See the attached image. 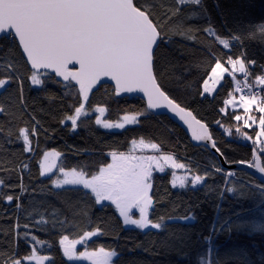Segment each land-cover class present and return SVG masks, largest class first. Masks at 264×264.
<instances>
[{"label": "trees", "instance_id": "trees-1", "mask_svg": "<svg viewBox=\"0 0 264 264\" xmlns=\"http://www.w3.org/2000/svg\"><path fill=\"white\" fill-rule=\"evenodd\" d=\"M148 2L157 6L154 12L161 26H166L162 35L168 39L160 49L163 59L158 77L167 86L165 91L170 90V96L177 99L182 107H189L196 118L208 126L217 147L224 153V160L227 157L228 161L246 159L256 163L251 155V142L244 141L240 133L244 129L255 137L253 129L257 131V128H245L242 120H235V115H240L243 110L223 104L235 88L232 76L227 74L214 96H207V99L203 96V81L208 78L217 60L226 64L229 57L246 61L252 73L248 79L254 81L255 75L262 74L264 34H261L259 25L264 23V0H202L201 6L196 8L181 6L179 18L170 10L178 0ZM177 23L184 25V34L172 30ZM209 26L215 29V35L202 30ZM220 39L227 40L229 46H223ZM10 59L7 50L0 49V72L4 71V65ZM253 60L255 65L250 63ZM15 63L22 69L26 107L21 105L16 85H13L9 89L13 94L12 105L5 104L8 115L0 114V129H4L0 132V178L18 185L20 181L16 169L23 163L29 165L22 174L28 191L21 197L20 203L32 215L26 219V212L18 213L15 209V201L3 199L4 192L15 196L19 192L18 187L0 188V253L9 251L6 234L17 223L19 216L20 224L28 223L32 234L40 242H47L36 243L39 255L52 257V264H88L64 258L59 238L68 235L70 239H75L77 232L87 226V220L73 219L85 204L91 210L89 214L93 219L99 215L98 208L86 201L82 193L54 190L50 180L40 175L39 163L43 153L56 148L63 153L59 164L65 167L90 166L89 170L95 171L98 164L111 162L108 152H127L133 139L138 141L143 137L146 142L159 143L163 153L172 155L177 162L185 165L176 172L180 177L187 175L191 178L199 174L205 179L194 186L173 187L171 181L175 172L172 168H165L163 173L154 172L156 203L153 219L163 217L164 226L160 230H141L131 225L122 229L117 227L119 239L111 235L103 236L93 238L90 244L117 247L120 253L117 259L123 264H264L262 182L246 170L224 169L208 148L193 144L187 133L167 115L148 114V118L141 117L138 124L112 130L97 125V113L89 111L88 118L82 117L77 129L72 131L70 122L65 126L59 121L77 103V89L73 88L71 95H65L69 89L61 84L49 82L47 91L40 86H32L26 78L28 72L23 67V61L17 59ZM102 85L93 89L89 99L93 109L97 104H106L105 120L115 122L133 110L146 111V102L142 98L119 97L112 85ZM197 93L201 95L197 96ZM5 96L4 89H0V100ZM194 96L198 102L187 105L186 99ZM49 97L55 99L50 100ZM221 108L225 109L223 113L219 111ZM24 126L36 127L31 152L23 151L22 141L6 136L9 128L15 132ZM229 127L232 128L231 135L227 131ZM257 156L264 166V152H259ZM228 161L225 160L227 164H235ZM41 217L48 223H38ZM64 217L79 227H51L54 218L62 220ZM187 217L192 219L182 220ZM30 247L19 242L20 255H26Z\"/></svg>", "mask_w": 264, "mask_h": 264}, {"label": "snow or ice", "instance_id": "snow-or-ice-1", "mask_svg": "<svg viewBox=\"0 0 264 264\" xmlns=\"http://www.w3.org/2000/svg\"><path fill=\"white\" fill-rule=\"evenodd\" d=\"M202 0H178L173 6V14L178 18L181 16V6L196 8L201 6ZM157 6L150 4L148 0H0V49H6L10 60L5 63L4 71L0 72V89H4L6 96L0 100V114L8 115L5 104L12 105L13 94L9 89L16 85V95L20 98L22 106L23 83L21 78L22 69L17 66V59L23 61V67L27 68L28 76L32 86H40L47 91L49 82L63 85L69 89L65 95H71V89H77V103L72 105L69 113L59 121L61 125L67 126L70 122L71 130L77 129L78 122L82 117L88 118L89 111L97 113L95 123L104 129H124L127 124H138L140 118H148L153 110H166L179 117L191 130L192 136L197 141H209L211 147L224 157V153L217 147L216 141L212 138L208 126L197 119L189 107H182L177 99L165 91L167 87L164 81L159 79L161 73V61L163 59L160 49L166 44L168 37L162 35L166 26H161L157 13L154 9ZM190 18V17H188ZM173 31L184 34V25L177 23ZM211 35H215V29L211 26L202 29ZM261 34H264V23L259 25ZM190 31V29H189ZM225 47H228L227 40H221ZM19 53V56H16ZM232 79L235 82V92L241 93L239 98L229 93V99L223 101L224 105H231L235 108L239 105L245 113H250L255 108L259 113L258 128L255 131L256 139L247 132L240 133L247 141L251 142V155L255 160L260 157L256 155L254 147L259 142L264 145V65H261L262 74L254 76V84L258 85L260 92H253V83L248 82L249 72L245 60L232 59ZM252 65L256 64L253 60ZM245 75L243 81L235 79V71ZM227 69L217 60L211 68V76L217 81ZM102 77L111 78L115 94L141 93L146 97V111L138 112L133 110L126 113L121 121L105 120L102 117L108 111L105 105L97 104L92 108L89 99L90 94L97 84H100ZM74 82V83H73ZM78 85V88H77ZM101 86H103L101 84ZM249 94H243L244 88ZM98 90V89H97ZM208 80L203 81V93H211ZM201 93H197V96ZM54 100L55 97H49ZM207 99V96H204ZM194 96L186 99V104L197 103ZM202 102V101H200ZM221 113L224 108L219 109ZM156 115H164L165 111L155 112ZM35 119V117H33ZM236 121L243 120L248 128L256 123L255 116L235 115ZM249 120L252 124H249ZM39 124V121H36ZM219 124V121H216ZM229 135L232 128L227 129ZM239 131V129H237ZM4 132V129H0ZM36 134V127H19L13 132L9 128L7 137H15V140L22 141L23 151H32V139ZM129 151L112 150L107 153L110 156V163H100L95 171L89 170L90 166L65 167L57 161L63 153L56 148H51L43 153L39 163L40 175H47L54 190L74 191L82 193L86 201L98 208L99 215L95 219L89 214L87 204L83 210L74 216V220H87V226L77 232V238L69 239L68 235H61L59 245L63 257L68 261L86 260L89 264H123L117 259L120 253L117 247L100 244L96 246L90 241L93 238L113 236L119 239L117 227L134 225L136 228L160 230L164 226V218L156 217L154 205L155 193L154 172L163 173L165 167L170 165L173 169L185 168L183 163L177 162L170 154L163 153L159 143L146 142L143 137L138 141H131ZM151 150L153 154H143L144 150ZM139 151L141 154H135ZM107 158V157H106ZM228 161V158L225 157ZM229 163L245 164L258 169L264 174V166L260 163L246 161V159L231 160ZM29 165L23 163L16 169L19 184H9L5 178H0V188L15 189L19 192L14 196L3 193V199L7 202L15 201L17 212L27 213L26 219L32 213L27 212L20 203L21 197L28 191L23 183V170ZM56 172H53V170ZM220 172V169H216ZM58 173V174H57ZM234 175V173H227ZM205 179L204 176L194 174L189 178L187 175L176 177L173 173L171 181L173 187L179 185L184 188L189 184L194 186ZM264 189V185L260 186ZM80 207V205H76ZM138 209L139 215L133 211ZM118 213V215H116ZM55 217L56 214L53 213ZM38 223L47 224L48 221L41 217ZM59 225L79 227L70 223L67 217L64 219L54 218L51 227L55 229ZM22 229V231H21ZM8 236L10 245L7 253H0V264H52L53 258L39 255L36 243L40 242L38 237L33 235L28 223L20 224L19 216L17 223L12 226ZM31 245L26 255H20L19 242ZM83 246V250L78 249Z\"/></svg>", "mask_w": 264, "mask_h": 264}, {"label": "rangeland", "instance_id": "rangeland-1", "mask_svg": "<svg viewBox=\"0 0 264 264\" xmlns=\"http://www.w3.org/2000/svg\"><path fill=\"white\" fill-rule=\"evenodd\" d=\"M221 40H225V39H220L219 41H221ZM222 44V43H221ZM223 46H224V44H222ZM229 46V45H228ZM237 59H241V58H237ZM221 63V62H220ZM223 66H224V68L225 69H227V71L224 73V74H222V76L220 77V80L219 81H217L214 77H212L211 76V73H210V75L208 76V78H207V80H208V84H209V87L210 88H212L213 89V91L211 92V93H203V96H214V94L216 93V91H217V89L219 88V86L222 84V82H223V79H224V77L227 75V74H229V75H231L232 76V72H233V68H232V65L229 63V61L225 64V63H221ZM245 64H246V66H247V68H248V65H247V63H246V61H245ZM238 77H240L241 79H245V75L243 74V73H240L238 70H236L235 71V79L236 80H238L239 78ZM240 80V79H239ZM235 89V88H234ZM238 92H235V91H233L232 92V95H234L236 98H237V100H238ZM230 98V97H229ZM226 107H230V108H233V106H231V105H227ZM236 109H242V108H240V107H238V108H236ZM243 110V109H242ZM124 116V115H123ZM122 116V117H123ZM240 116H242V117H244V116H255L256 117V123L255 124H252V121L251 120H249V124H252V128H257V131H259V128H258V121H259V116H260V113L255 109V108H253L252 109V111L250 112V113H245L244 111L240 114ZM103 118V117H102ZM104 119V118H103ZM119 121H121L122 122V118H121V120H119ZM243 121V120H242ZM116 122V121H115ZM127 125H130V124H127ZM243 126L245 127V128H248L245 124H244V122H243ZM249 129H251V128H249ZM112 130H116V129H112ZM241 132H247V134L248 135H250L251 136V133H249L248 131H246V130H244V129H241ZM253 139H256V137H253ZM243 140L244 141H247L246 139H244V137H243ZM255 150H256V155H258V153L259 152H264V145H262V144H260L259 142H257V144L255 145ZM135 154H141L139 151H137ZM143 154H146V155H151V154H153L152 152H151V150H144V152H143ZM59 162H60V159L57 161V163L59 164ZM180 163V162H179ZM167 167H170V168H172L170 165H168V166H166L165 168H167ZM173 169V168H172ZM174 170V172H175V176L176 177H180V175H179V173L177 174L176 172L177 171H179L180 169H173ZM53 172H56V170L54 169L53 170ZM58 174V173H57ZM47 175H52L51 173H49V174H46V176H44V177H47ZM52 178L53 179H55V175H52ZM178 185V184H177ZM135 213H136V215L138 216L139 215V213H138V209H134L133 210ZM192 218L191 217H187V218H182V220H191ZM131 226H134V225H131ZM70 239V238H69ZM71 240V239H70ZM78 249L79 250H83V247H82V245H78ZM47 262V261H46ZM75 262H83V263H88L89 264V262L88 261H86V260H79V261H75ZM34 264H35V262H33Z\"/></svg>", "mask_w": 264, "mask_h": 264}, {"label": "water", "instance_id": "water-1", "mask_svg": "<svg viewBox=\"0 0 264 264\" xmlns=\"http://www.w3.org/2000/svg\"><path fill=\"white\" fill-rule=\"evenodd\" d=\"M100 84H110V85L113 86L114 82L111 81V78L102 77ZM100 84H97L95 87H97ZM117 96H119V97H124V96L139 97V98H142L143 100H145V102H146V97H144L139 92H134V93H131V94H120V95H117ZM160 111H165L164 115L169 116L174 122H176L187 133V135L189 136V138L191 139L193 144H195V145H203L206 148H208L219 159V161L221 163V166L224 169H226V170H238V169L246 170L250 174H252L255 178H257L260 182H262L264 184V174L260 173L258 169L250 167L249 164H243V165H241V164H227L225 162V160H224V157L220 156L219 153H217L216 150L211 147V143L209 141H197V140H195V138L192 136L191 130L187 127L186 124H184L183 121H181L179 119L178 116H176L175 114H172L170 112H167L166 110H160V109L153 110V113L160 112ZM208 130H209V128H208ZM209 132H210V130H209ZM210 134H211V132H210ZM257 162L260 163L263 166V164H262V162L260 160H258Z\"/></svg>", "mask_w": 264, "mask_h": 264}, {"label": "built area", "instance_id": "built-area-1", "mask_svg": "<svg viewBox=\"0 0 264 264\" xmlns=\"http://www.w3.org/2000/svg\"><path fill=\"white\" fill-rule=\"evenodd\" d=\"M248 82L254 84V81L253 80L248 79ZM260 91L261 90H260L259 86L254 84L253 92H260ZM240 94L241 93H238L237 95L239 96ZM243 94H249L248 89L246 87L244 88V93ZM261 94H264V93H261Z\"/></svg>", "mask_w": 264, "mask_h": 264}, {"label": "crops", "instance_id": "crops-1", "mask_svg": "<svg viewBox=\"0 0 264 264\" xmlns=\"http://www.w3.org/2000/svg\"><path fill=\"white\" fill-rule=\"evenodd\" d=\"M239 107V105H237L234 109H236V108H238Z\"/></svg>", "mask_w": 264, "mask_h": 264}]
</instances>
